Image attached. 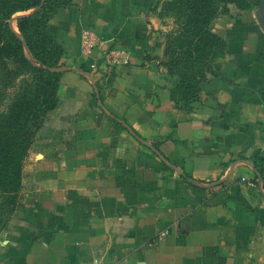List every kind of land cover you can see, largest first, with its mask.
<instances>
[{"label": "crops", "instance_id": "crops-1", "mask_svg": "<svg viewBox=\"0 0 264 264\" xmlns=\"http://www.w3.org/2000/svg\"><path fill=\"white\" fill-rule=\"evenodd\" d=\"M165 1L72 0L50 21L69 63L83 29L102 46L67 63L0 264H264V31L216 18L224 54L187 107Z\"/></svg>", "mask_w": 264, "mask_h": 264}, {"label": "trees", "instance_id": "trees-1", "mask_svg": "<svg viewBox=\"0 0 264 264\" xmlns=\"http://www.w3.org/2000/svg\"><path fill=\"white\" fill-rule=\"evenodd\" d=\"M71 2L0 0V215L13 211L16 195L22 186L31 136L42 126V119L47 112L57 105L52 81L61 74L55 71L59 59L54 56L55 45L49 52L45 41L51 42L53 39L48 33V24L59 9ZM37 7H40L39 11L18 18V34L10 20L17 13ZM163 7V18L166 19L171 12L183 16L192 31L188 45L190 48L186 51L188 59L181 60L189 63L191 71L177 75L180 82L173 95L174 99L188 107L197 100L202 84L208 80V74L215 75L214 62L224 54L225 42L212 31V23L219 16L212 0H172L165 1ZM26 47L32 51L40 66L26 56ZM167 56L168 68L179 60L178 55L171 58L168 49ZM198 62L205 66L193 70ZM11 88L14 89L13 96L10 95L6 110L2 109L4 96ZM4 204H7L6 210Z\"/></svg>", "mask_w": 264, "mask_h": 264}, {"label": "rangeland", "instance_id": "rangeland-1", "mask_svg": "<svg viewBox=\"0 0 264 264\" xmlns=\"http://www.w3.org/2000/svg\"><path fill=\"white\" fill-rule=\"evenodd\" d=\"M212 3L216 9V14L219 17L222 15H231L236 18L257 19L256 11L264 10V0H212ZM39 10H40V7H37L28 12L17 13L10 20L12 28L18 34H20L17 28L18 18L23 17V16L32 15L33 13ZM165 22L167 26V32L165 34V39H166V42L169 43L170 45L167 48L169 56H171V58H176V56L178 55V59H179L176 64L168 68V71L171 74H176V75H179L180 73H186L188 70L191 71L189 63L181 61V60L187 61L188 59L186 51L189 50L190 48L188 46L190 44L189 37L192 34V31L189 28L190 25L189 26L187 25V20L185 17L177 16L174 12H171V14H169L166 17ZM47 30H48V33L53 37V39L51 42L46 40L45 47L50 52V49L55 45V47H53L54 56L59 59V65L57 68H55L56 69L55 71L61 74L56 78V80L53 79L52 81L54 83L53 89H56V96H57V103H58L62 95V88L64 85L63 83L64 82L63 81L64 71L67 69V63L70 64L71 66H82L83 62H85L83 60L85 59L81 56V60L79 59V61H73V63L67 62V59L70 57L69 51H72V50L75 51V47L66 45V42H63L62 39H59L58 37H56L50 31V23L48 24ZM26 56L29 59H31L33 62H35L38 66H40V62L36 59L32 51L29 50L28 47H26ZM109 65H106V66H109ZM204 66H205L204 64L198 62L197 65L193 66V70L202 68ZM13 92H14V89L11 88L8 90V94L4 96V99H3L4 104H2V109L5 108L6 110L7 105L10 102L11 97L13 96L11 95L13 94ZM53 111L54 109L47 112V114L45 115V118L43 117L42 119L43 120L42 126L38 130H35L33 135L31 136L29 155L32 149L39 144L38 141L42 134V130L45 126L47 119L49 118V115ZM27 159L25 161V165H26ZM25 165H24V170H25ZM23 189H24V177H23L22 186L20 188L19 194L16 195L17 198L15 201V206L13 208V211L12 212L8 211L9 213L7 212L4 215H0L1 233L10 226V224L12 223V220H14L16 215L19 216L18 209L20 208L21 204L24 201ZM4 205L5 206H3V208H5L6 210L7 204H4Z\"/></svg>", "mask_w": 264, "mask_h": 264}, {"label": "built area", "instance_id": "built-area-1", "mask_svg": "<svg viewBox=\"0 0 264 264\" xmlns=\"http://www.w3.org/2000/svg\"><path fill=\"white\" fill-rule=\"evenodd\" d=\"M81 52L85 59H91L94 57L95 53L101 49L102 40L99 35L90 28L83 29L79 34ZM105 58L108 63L119 61L118 55L115 51H105ZM245 181V180H244ZM166 233H162L165 235Z\"/></svg>", "mask_w": 264, "mask_h": 264}, {"label": "water", "instance_id": "water-1", "mask_svg": "<svg viewBox=\"0 0 264 264\" xmlns=\"http://www.w3.org/2000/svg\"><path fill=\"white\" fill-rule=\"evenodd\" d=\"M256 14H257V18H258L260 27L264 31V10H257Z\"/></svg>", "mask_w": 264, "mask_h": 264}]
</instances>
